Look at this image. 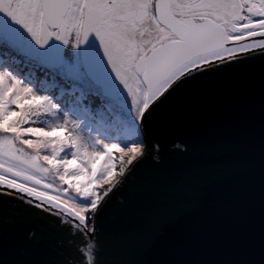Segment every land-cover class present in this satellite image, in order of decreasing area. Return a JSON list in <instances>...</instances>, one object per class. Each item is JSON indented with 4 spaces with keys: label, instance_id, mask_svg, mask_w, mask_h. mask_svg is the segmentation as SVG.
<instances>
[{
    "label": "snow or ice",
    "instance_id": "snow-or-ice-1",
    "mask_svg": "<svg viewBox=\"0 0 264 264\" xmlns=\"http://www.w3.org/2000/svg\"><path fill=\"white\" fill-rule=\"evenodd\" d=\"M0 14V264H264V0Z\"/></svg>",
    "mask_w": 264,
    "mask_h": 264
},
{
    "label": "flooded vegetation",
    "instance_id": "flooded-vegetation-1",
    "mask_svg": "<svg viewBox=\"0 0 264 264\" xmlns=\"http://www.w3.org/2000/svg\"><path fill=\"white\" fill-rule=\"evenodd\" d=\"M14 30L20 33L19 41H23L26 46H30V41L27 39L23 29L18 28L17 25L12 24L5 15L0 14V38L4 39L6 35L12 38H16L13 36V34H16ZM53 41L60 42L57 40H53ZM63 55H66L69 59H77L80 57H94L97 60H100L103 54L100 50L97 37L93 33L89 35L87 43L82 45L81 48L78 50H73L64 47Z\"/></svg>",
    "mask_w": 264,
    "mask_h": 264
},
{
    "label": "water",
    "instance_id": "water-1",
    "mask_svg": "<svg viewBox=\"0 0 264 264\" xmlns=\"http://www.w3.org/2000/svg\"><path fill=\"white\" fill-rule=\"evenodd\" d=\"M14 32L16 34H13L14 39L16 40H20V33L19 32H16L14 30ZM49 54H52V55H63L64 54V45L62 44V42H55V41H50V45H49ZM43 54V53H41ZM241 119H245V117H241ZM226 131H232L233 129L230 127V126H226L225 128ZM242 173L243 174H247L246 172V169H241ZM252 219L254 221L255 224L258 225V222H259V209H258V205L255 206L253 209H252ZM105 226L106 228H109V229H116L119 227V225L112 219V218H109L108 220H106L105 222Z\"/></svg>",
    "mask_w": 264,
    "mask_h": 264
},
{
    "label": "rangeland",
    "instance_id": "rangeland-1",
    "mask_svg": "<svg viewBox=\"0 0 264 264\" xmlns=\"http://www.w3.org/2000/svg\"><path fill=\"white\" fill-rule=\"evenodd\" d=\"M18 28H20L19 26H17ZM4 49V39L0 38V52H2ZM84 54V53H83ZM85 55V54H84ZM86 56V55H85Z\"/></svg>",
    "mask_w": 264,
    "mask_h": 264
}]
</instances>
